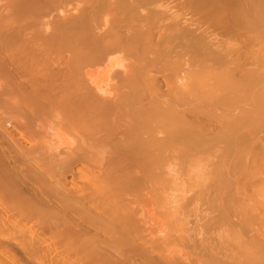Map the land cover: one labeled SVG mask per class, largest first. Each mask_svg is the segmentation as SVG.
<instances>
[{"label":"bare ground","instance_id":"6f19581e","mask_svg":"<svg viewBox=\"0 0 264 264\" xmlns=\"http://www.w3.org/2000/svg\"><path fill=\"white\" fill-rule=\"evenodd\" d=\"M0 264H264V0H0Z\"/></svg>","mask_w":264,"mask_h":264}]
</instances>
